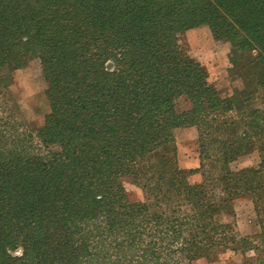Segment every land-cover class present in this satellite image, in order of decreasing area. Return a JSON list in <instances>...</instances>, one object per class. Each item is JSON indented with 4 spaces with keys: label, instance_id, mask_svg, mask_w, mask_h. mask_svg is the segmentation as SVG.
Masks as SVG:
<instances>
[{
    "label": "trees",
    "instance_id": "16d2710c",
    "mask_svg": "<svg viewBox=\"0 0 264 264\" xmlns=\"http://www.w3.org/2000/svg\"><path fill=\"white\" fill-rule=\"evenodd\" d=\"M200 24L209 25L213 37L229 42L234 52H255L264 63V0H0V71L40 61L50 102L44 133L61 147V157L43 174L40 211L52 209L57 223L65 216L76 222L72 214L88 201L80 194L97 190L93 184L124 176L139 184L154 171L159 181L169 178L166 192L173 193L167 197L171 202L165 194L156 199L154 210L159 203L169 207L152 209L154 218L184 220L174 224L179 234L212 221L215 206L228 201L206 198L207 186H216L209 180L190 186L178 178L172 129L196 126L208 129V137L229 131L222 163L254 141L244 140L245 129L237 133L241 125L226 118L233 109H245L244 92L220 98L178 43L180 34ZM179 99L188 104L186 110H177ZM222 171L227 199L248 193L255 203L264 200V168ZM122 216L121 232L134 211ZM207 233L201 228L202 241L190 235V241L180 237L175 245L190 247L188 257H198L220 245L215 233Z\"/></svg>",
    "mask_w": 264,
    "mask_h": 264
},
{
    "label": "rangeland",
    "instance_id": "374dc122",
    "mask_svg": "<svg viewBox=\"0 0 264 264\" xmlns=\"http://www.w3.org/2000/svg\"><path fill=\"white\" fill-rule=\"evenodd\" d=\"M178 43L200 64L207 84L220 98L244 92L245 109H233L226 118L237 121L241 125L237 133L245 129L249 138L244 140L254 144L226 163L222 158L228 155L229 131L217 137H208V129L196 126L171 131L178 178L190 186L209 180L216 186H207L206 198L228 202L215 206L205 227L200 222L179 234L174 224L184 220L154 218L153 211L169 207V202L159 203L154 210L156 199L164 194L168 199L173 193L166 192L169 178L159 181L157 172L151 171L139 184L129 176L105 178L97 183L100 189L93 184L91 189L97 190L80 194L88 201L72 214V219H79L76 222L65 216L57 223L52 209L40 211L41 182L47 179L43 174L61 157V147L44 133L50 102L40 61L32 58L18 68L0 71V264H264V200L255 203L246 192L229 201L220 181L222 169L264 168V63L255 52H234L229 42L213 37L207 24L186 29ZM106 68L111 71L112 63L108 61ZM176 108L183 111L188 104L179 99ZM126 210L134 211V218H127L131 230L121 232L120 216ZM201 228L208 232L206 237L215 233L220 245L189 258L190 247L176 246L175 240L190 241L193 235L202 241Z\"/></svg>",
    "mask_w": 264,
    "mask_h": 264
}]
</instances>
